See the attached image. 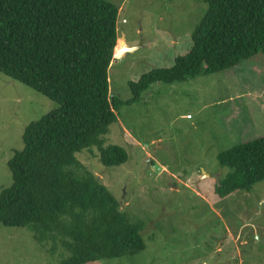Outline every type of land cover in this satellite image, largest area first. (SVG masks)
Masks as SVG:
<instances>
[{"label":"rangeland","instance_id":"374dc122","mask_svg":"<svg viewBox=\"0 0 264 264\" xmlns=\"http://www.w3.org/2000/svg\"><path fill=\"white\" fill-rule=\"evenodd\" d=\"M110 1L119 7L115 51L122 37L132 50L113 59L109 89L127 100L129 80L156 66L170 67L191 49L192 31L207 5L204 0ZM57 106L0 71V191L11 183L8 161L22 149L25 127ZM260 136L264 51L216 72L152 82L138 99L121 104L104 137L105 145L125 149L126 161L106 166L95 146L77 157L131 220L144 221L145 247L86 264H264V179L249 191L215 192L226 169L217 153ZM48 249L27 227L0 223V264H57L65 251L60 245L55 255Z\"/></svg>","mask_w":264,"mask_h":264},{"label":"trees","instance_id":"16d2710c","mask_svg":"<svg viewBox=\"0 0 264 264\" xmlns=\"http://www.w3.org/2000/svg\"><path fill=\"white\" fill-rule=\"evenodd\" d=\"M192 47L170 67L129 80L132 97L111 94L108 68L119 38V7L110 0H0V71L58 103L24 129L0 191V223L27 227L57 264L134 255L145 247L142 220H131L111 190L77 157L98 148L106 166L127 159L104 135L117 109L152 82L183 81L238 64L264 51V0H204ZM226 169L215 192L249 191L264 179V136L221 150Z\"/></svg>","mask_w":264,"mask_h":264},{"label":"water","instance_id":"95a60500","mask_svg":"<svg viewBox=\"0 0 264 264\" xmlns=\"http://www.w3.org/2000/svg\"><path fill=\"white\" fill-rule=\"evenodd\" d=\"M122 40H123V43H122L121 47H119L118 50H116V51L114 52V55H113L114 58H119V57H121V56L123 55V53H124L125 51H127V50H132L131 47H129V46H127V45L125 44V42H124V38H123V37H122ZM149 161H150V159H149L147 162H149ZM218 180H219V179H217V182H219Z\"/></svg>","mask_w":264,"mask_h":264},{"label":"crops","instance_id":"0c3cea01","mask_svg":"<svg viewBox=\"0 0 264 264\" xmlns=\"http://www.w3.org/2000/svg\"><path fill=\"white\" fill-rule=\"evenodd\" d=\"M187 115V114H186ZM187 117V116H186ZM193 116H191V117H187V118H189V119H191ZM241 126H246L247 124H245V123H241L240 124Z\"/></svg>","mask_w":264,"mask_h":264},{"label":"built area","instance_id":"2783aa9c","mask_svg":"<svg viewBox=\"0 0 264 264\" xmlns=\"http://www.w3.org/2000/svg\"><path fill=\"white\" fill-rule=\"evenodd\" d=\"M186 116H187V117H191L192 115H191L190 113H188Z\"/></svg>","mask_w":264,"mask_h":264},{"label":"flooded vegetation","instance_id":"af4514ba","mask_svg":"<svg viewBox=\"0 0 264 264\" xmlns=\"http://www.w3.org/2000/svg\"><path fill=\"white\" fill-rule=\"evenodd\" d=\"M120 37H121V36H120ZM125 43H126V40H125ZM121 45H122V44H120V46H119V47H121Z\"/></svg>","mask_w":264,"mask_h":264},{"label":"bare ground","instance_id":"6f19581e","mask_svg":"<svg viewBox=\"0 0 264 264\" xmlns=\"http://www.w3.org/2000/svg\"><path fill=\"white\" fill-rule=\"evenodd\" d=\"M122 43H123V42H122ZM122 43H121V44H122Z\"/></svg>","mask_w":264,"mask_h":264}]
</instances>
